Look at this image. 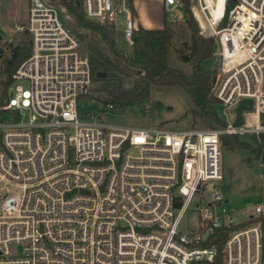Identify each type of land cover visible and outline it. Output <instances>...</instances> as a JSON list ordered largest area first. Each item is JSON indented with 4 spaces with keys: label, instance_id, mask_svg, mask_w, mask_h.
<instances>
[{
    "label": "built area",
    "instance_id": "obj_1",
    "mask_svg": "<svg viewBox=\"0 0 264 264\" xmlns=\"http://www.w3.org/2000/svg\"><path fill=\"white\" fill-rule=\"evenodd\" d=\"M80 2L95 22L121 18L133 44L128 0ZM164 6L176 12L183 0ZM194 6L201 33L217 41L213 94L227 124L171 129L82 119L89 58L58 9L33 0L32 52L13 72L4 105L19 114L0 121V264H264L254 215L264 206L250 202L254 214L239 220L221 195L222 137L264 132V0ZM244 98L253 107L234 126ZM204 191L212 197L201 204ZM224 227L221 252L203 245Z\"/></svg>",
    "mask_w": 264,
    "mask_h": 264
},
{
    "label": "trees",
    "instance_id": "obj_2",
    "mask_svg": "<svg viewBox=\"0 0 264 264\" xmlns=\"http://www.w3.org/2000/svg\"><path fill=\"white\" fill-rule=\"evenodd\" d=\"M77 19L80 27L96 32L99 38L89 33H79L84 41V52L91 65V82L100 94L97 99L114 109L133 106H145L151 100V91L155 86L179 87L190 97L193 106L188 109L192 122L197 124L200 118L207 127L226 125L215 103L219 100L213 94L219 67L211 66L218 53L215 37L201 33L197 18L191 9V0H183L184 21L190 30L188 52L179 51V58L190 64V72L174 67L169 62L173 29L165 15L162 27H145L137 24L133 33V53L130 55L117 44V32L111 23L95 22L87 18L80 0H60ZM134 16L136 9L133 0H128ZM31 35V32H30ZM105 45L107 50L104 48ZM32 35L13 48L12 55L4 60L1 72L4 76L0 93V121L18 117V111L6 109L8 88L12 83V74L18 64L31 54ZM2 50L0 49V52ZM138 70L133 83L126 84V69L115 59ZM220 66V63H219ZM86 92V91H85ZM83 92L81 97L85 95ZM187 112V113H188ZM238 134H225L222 137L223 147L248 150V160L264 163V132L251 133L252 142L246 141ZM227 228H219L203 245L217 244L219 252L227 235Z\"/></svg>",
    "mask_w": 264,
    "mask_h": 264
},
{
    "label": "rangeland",
    "instance_id": "obj_3",
    "mask_svg": "<svg viewBox=\"0 0 264 264\" xmlns=\"http://www.w3.org/2000/svg\"><path fill=\"white\" fill-rule=\"evenodd\" d=\"M47 1L52 3L58 9L62 21L77 35L80 40V49L85 53L84 41L80 39L79 33L87 32L98 38L99 35L92 30L80 27L77 24L75 16L60 0ZM155 1L156 0H153V2ZM32 2L33 0H0V49L2 50L0 52V93L2 91L1 80L4 78L1 72L4 60L12 55L15 46L26 40V37H31L29 30V8ZM162 2L164 3V0H162ZM194 4L195 0H191V9L196 17L197 14ZM184 15V9L182 6H178L176 12L167 13V18L173 29L169 62L174 67L182 69L185 72H190V64L179 58V51L181 49L188 52V44L190 43L191 38L190 30L184 21ZM121 22L122 19L118 18V23L115 26L117 32V44L120 48L124 49L131 55L133 53V44L124 39L120 25ZM198 23L199 26L202 25L200 19H198ZM102 45L107 50L103 43ZM115 59L126 69L128 74L125 76V82L126 84L131 85L138 70L126 64L121 59ZM219 63L220 57L219 53H217L214 60L211 62V66H218L220 68ZM10 86L8 88V94ZM99 94L100 93L95 90V86L91 82L85 95L81 97L82 101L78 102L80 117L82 119L100 120L115 125L165 127L171 129L207 127L198 117L196 118L197 124H193L192 116L188 112V109L193 106L192 101L189 95L179 87L155 86L151 91L152 97L147 105L142 107H127L124 109H114L104 105L97 99V95ZM215 107L219 114L224 117L226 113L224 105L217 102L215 103ZM240 137L249 142L253 141L251 134L241 135ZM247 154V150L243 148L234 151H231L230 148H222V173L225 176V179L223 181L221 195L223 200L227 201L230 206L237 208L235 217L239 220H244L248 218V216L254 214V209L249 207V204L250 202L259 203L261 198L262 180L258 175L263 173L264 163L261 165L258 160H245L240 163L239 158ZM232 160L234 162H232ZM241 173L251 175L249 181L243 182L239 179L238 175ZM229 176H234L231 187H228ZM211 197V192L204 191L203 195L199 197V203L206 204L211 200ZM195 203H197V201ZM254 215L259 217L264 229V214ZM190 216H192L191 212L186 213L183 219V224Z\"/></svg>",
    "mask_w": 264,
    "mask_h": 264
},
{
    "label": "crops",
    "instance_id": "obj_4",
    "mask_svg": "<svg viewBox=\"0 0 264 264\" xmlns=\"http://www.w3.org/2000/svg\"><path fill=\"white\" fill-rule=\"evenodd\" d=\"M135 9H136V23L141 24L145 27H162L165 21V15H166V9L164 6V3L162 0H156L153 2V0H133ZM236 149H231V151H234ZM248 152V150H247ZM249 153L247 155H244L243 157L239 158L240 163L244 162L245 160H248ZM232 162H234L232 160ZM260 162V161H259ZM261 165H263L262 162H260ZM258 176L261 177L262 180V189L260 193V203L264 206V171L263 173L259 174ZM228 179V187H231L233 182V177L229 176ZM251 175L246 173H241L238 175V178L241 179L243 182L249 181ZM225 179V176L223 175V181Z\"/></svg>",
    "mask_w": 264,
    "mask_h": 264
},
{
    "label": "water",
    "instance_id": "obj_5",
    "mask_svg": "<svg viewBox=\"0 0 264 264\" xmlns=\"http://www.w3.org/2000/svg\"><path fill=\"white\" fill-rule=\"evenodd\" d=\"M0 38H1V33H0ZM253 107V100L250 98H244L242 99L239 104L237 105L236 108V118L235 121L233 122L234 126H240L243 124V111L244 109H252Z\"/></svg>",
    "mask_w": 264,
    "mask_h": 264
}]
</instances>
